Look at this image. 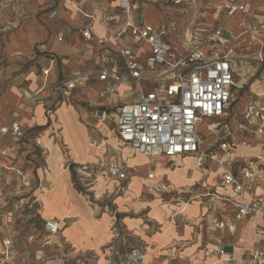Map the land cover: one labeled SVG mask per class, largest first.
Wrapping results in <instances>:
<instances>
[{"label":"crops","instance_id":"1","mask_svg":"<svg viewBox=\"0 0 264 264\" xmlns=\"http://www.w3.org/2000/svg\"><path fill=\"white\" fill-rule=\"evenodd\" d=\"M227 1L233 4H244L245 10L231 18L225 16L224 20H222V14H227V10L224 9L223 4L209 10L216 13L211 25L217 27L221 22H226L224 26L226 36L239 34L240 23L243 20L264 25V0ZM0 3H4L0 5V61L4 60L6 55L14 58L15 62L8 67L10 70L20 68L16 62L23 55H29L33 59L23 70L20 79L10 84L7 91L0 97V129L17 119L26 131V137L22 141H17L13 137L4 139L3 146L10 149L11 155L9 158L0 156V244L4 239H10L16 243L17 256L11 264H20L22 255H24L23 261H30L32 254L42 244L43 227L46 220H62L69 215L78 216L79 219L64 224L58 241L65 243L68 247L64 249H71L73 255L98 256L100 264H106L105 255L109 246H113V250L118 251L119 255L121 251L125 252L130 246L144 249L145 255L141 264H244L252 252L259 247L260 238L256 228L260 224V219L256 222L246 219L237 220L230 205L210 207L205 195L215 187L221 173V168L215 162H209L206 167L199 168L194 165L192 156L178 157L173 160L182 159L184 161L182 166L168 168L159 162L165 158L152 159L132 154L118 137H116V143L121 144L120 151L113 149L115 143L113 144L112 139L110 141L100 140L99 133L88 135L87 131H84L82 136L76 135L74 129L79 121L75 116V110L67 106L66 102L70 103V101L65 100V104L60 106L63 98L49 89L60 78H70L88 71L92 72L89 88L84 93H75L72 100L88 101L91 97H97L99 101V93L105 88L104 83L98 80L99 71L115 66L121 73L126 72L125 60L122 57H118L114 64H102L100 62L101 47L95 41L88 42L81 36L84 26L91 22L85 19L81 12L96 20L92 26L95 39L112 36L118 27L115 19H118L120 14L117 3L111 0H69L68 3L61 0H42V2L41 0H0ZM133 3L136 6L133 11L135 24L145 22L155 27L164 23L171 27L174 25L170 40L173 41L172 38L175 35V38L180 40V28L176 26L177 23L172 14L168 18L169 21H163L164 18L158 19L162 17L159 8L151 5L152 9H149V5L142 4L145 7H141L139 2ZM155 4L169 5L167 9L170 12L174 8L179 9L171 3V0L165 3L155 0ZM13 8H20L23 16H20L19 12H13ZM53 10L58 11L55 19H51L49 14ZM205 23H209L208 19ZM59 38H62L63 42H58ZM108 45L112 49L110 54L113 57V40ZM135 51L140 60H144L148 54V47L136 45ZM42 70H49L48 76H45ZM255 83L258 84L257 81ZM131 85L134 91L130 90V85L125 84L120 92L123 103L127 105L136 100L134 94L136 88L134 83ZM24 91L32 94L42 91V97L46 98V103L41 106L28 107L23 96ZM253 98L259 104H264V97ZM28 108L36 109L33 111ZM53 108H55L54 113L51 111ZM22 112L20 117L14 116ZM46 114L53 121L54 117L57 119V127L63 129L64 136L69 142L72 141L75 145L74 140H78L81 145L80 148H75L74 152H80L78 155L83 160L97 161L102 155L109 153L107 161L110 158L118 159L128 166L129 178L124 181L113 179L107 168L106 173L113 186L120 187L127 184V194L120 198L121 203H118L123 212L134 210L139 203L137 201H140L144 206L143 217L131 218L124 213L121 218L118 213L114 212L111 217L107 212L100 214L102 208L99 214L94 215L92 208L88 206L89 202L79 194L69 195L61 205H52L47 196L50 193L49 190L46 189L45 193L35 191L34 170L31 171L30 166L18 158V151L22 147L26 148L35 139L43 143V136H39L36 127L32 126L41 124ZM66 123L68 129L72 130L70 137L65 134L64 124ZM46 124H48V119ZM100 124L102 130L107 133L109 131L104 128H109L110 124L113 125L109 119L104 122L100 121ZM25 125H31V127L27 128ZM93 139L99 142L94 140L92 143L94 146L89 147L91 142H88ZM239 141L251 143L250 147L240 149L242 156L253 157L263 154L260 143L254 141L249 135L239 133ZM87 145L91 156L84 158L88 153L85 151ZM117 152L123 155L120 157ZM60 168L64 169V165L62 164ZM235 168L236 171L240 169V167ZM258 168L259 172L264 173V167ZM85 169L79 167L78 171ZM190 172H192L191 176ZM151 173L155 174V180L148 179ZM86 174L84 176L91 177L87 172ZM63 175L65 177L60 179ZM69 176L67 171L63 170L59 173L57 182L55 179V184L61 188L59 185L64 183L67 184L64 187H68ZM171 176L182 177L179 180L176 178L172 180ZM26 180L31 182V187L25 186ZM162 180L173 191L187 192L195 197L185 210L186 219L190 223L183 222L181 218H173L172 209L165 204L169 196H154L149 193V187ZM256 184L259 185L257 192L264 194V185L259 179L256 180ZM18 188H23L26 192H17ZM216 221L223 223L224 227L216 226ZM10 224H13L14 233L18 230L14 236L6 235L7 229L5 228L10 227ZM21 231L25 234L22 243L19 242ZM65 250L55 253L57 256L64 257ZM221 250H224L227 255H232L234 261L228 262L226 256L220 255ZM73 260L70 259L71 262ZM29 263L39 264L35 261Z\"/></svg>","mask_w":264,"mask_h":264},{"label":"built area","instance_id":"2","mask_svg":"<svg viewBox=\"0 0 264 264\" xmlns=\"http://www.w3.org/2000/svg\"><path fill=\"white\" fill-rule=\"evenodd\" d=\"M111 1L117 3L120 12L119 18H114L118 27L112 36L95 39L92 26L96 20L81 12L85 19L91 20L82 29L81 36L101 47L100 62L114 64L118 57L125 60V73L115 66L99 71L98 80L105 86L99 93L101 102L98 104V115L101 121H112L114 135L132 154L168 160L192 156L194 165L199 168L215 162L221 168V173L217 184L205 197L210 207L230 205L237 220L256 222L260 219L256 228L260 238L259 247L244 264H264V194L257 192L259 185L256 184L259 179L264 185V173L259 172L258 168L264 167V104H259L253 98L237 113V108L244 101V98L239 99L238 91L243 90L250 80L257 79L258 82L250 86L253 97H264V25L243 20L239 34L226 36V22L217 27L201 24L189 31L181 45V40H170L173 26L166 23L159 27L145 22L135 24L133 11L136 6L133 0ZM171 3L190 16L197 9L199 1L171 0ZM207 4V10L223 4L228 18L245 10L244 4H233L227 0H208ZM12 10L23 16L20 8ZM57 16L58 11H51V19ZM111 40L114 45L113 57L108 45ZM58 42H63V39L59 38ZM136 45L148 47L144 60L138 57ZM42 72L45 76L49 74V70ZM91 80L92 72L86 71L70 78H60L49 89L64 100L71 101L75 93H84L89 88ZM132 83L136 88V100L127 105L123 103L120 92L125 84ZM23 96L28 107L46 103L42 91L34 94L24 91ZM238 116L244 122L235 127L233 123ZM205 124L209 125L214 136L213 145L207 144L200 134ZM237 132L258 141L263 154L242 156L240 149L250 147L251 143H241ZM7 137L17 141L25 139L26 131L17 119L0 129V156L5 158L11 155L10 149L3 146ZM31 145L37 147L41 143L35 139ZM235 167H240L239 171ZM106 168L113 179L124 181L129 178L128 166L118 159L110 158ZM155 178L153 173L148 175L149 180ZM25 186L31 187V182L26 180ZM148 190L154 196H169L165 204L172 209L173 218L190 223L185 210L195 199L194 196L173 191L163 180ZM78 219V216L69 215L62 220H46L42 244L32 254V260L39 264H100L98 256L73 255L71 249H64L68 247L65 243L58 241L64 224ZM215 225L224 227L223 223L217 221ZM107 248L106 264H141L145 255L144 249L130 246L117 260L118 251L113 250V246ZM62 250H65L64 257L57 256L55 252ZM219 253L226 256L228 262L234 261L233 256L227 255L224 250ZM16 256V243L4 239L0 244V264H11ZM70 259H74L73 262Z\"/></svg>","mask_w":264,"mask_h":264},{"label":"rangeland","instance_id":"3","mask_svg":"<svg viewBox=\"0 0 264 264\" xmlns=\"http://www.w3.org/2000/svg\"><path fill=\"white\" fill-rule=\"evenodd\" d=\"M136 1L140 3L141 7L144 6V5L142 6V4H146L150 6L149 9H152L151 5L159 8L160 12L162 13V17L158 18L160 20L161 18H164L163 21H169L168 18L172 14V16L175 18L174 21L177 23L176 26L180 28L181 45H183V42L185 38L188 36L189 31L191 32V30L196 29L197 27L201 26V24L209 25L214 20V15L216 14L214 12H210L209 10L207 11L206 6L208 5L207 4L208 0H198L199 1L198 7L197 9L193 10L194 11L192 14L193 16L190 15L191 17L184 14L182 10L179 11V9H175L174 7L172 12H170L167 9L169 5L155 4V0H134L133 2ZM161 1L165 3V1L167 0H161ZM50 13L51 11L49 12V14ZM225 16L226 14L223 13L222 20H224ZM206 17L209 23H205V21H207V19H205ZM172 26L174 27V25ZM175 37L176 35L172 38L173 42H180V40H178ZM4 57H5L4 60L0 61V97L7 91L8 86L10 84H14L18 81V79H20L23 70L33 61L31 56L23 55V57L18 58L16 62V64L20 65V68H12L8 70L9 69L8 67L11 66L10 64H13L15 61H13L14 58H11L10 55L9 56L6 55ZM256 80L257 79L250 80L248 85H246L243 90L238 91L239 99L242 100L243 98H245V100L243 99L244 101L242 105L237 108V113H240L243 107L253 99V95L250 92V86ZM130 86H131L130 90L134 91L132 85ZM19 92L21 93V91ZM88 101L72 100L70 101V103L66 102L68 104L67 105L68 107H72L75 110L76 112L75 116L78 118L79 121V123L77 122L78 126H75L76 128L74 129L75 134L82 136L84 131L85 132L87 131L88 135H95L96 133H99L100 140L110 141L112 139L113 144L115 143V146L113 145V149H118V148L120 149L121 144L116 143V136L113 133V125L110 124L109 128L107 127L104 128L106 131L110 130L108 133L102 130L100 124L101 119L100 116L98 115V112L100 111V107L98 106V104L101 101H97V97L96 98L91 97ZM63 104H65L64 99H62L60 106H62ZM28 109L34 111L36 108H31V109L28 108ZM54 109L55 108L51 110L52 113H54ZM22 114L23 112L19 114H14V116L17 115L20 117ZM47 119H48V124H46ZM56 122L57 119H55V117L53 121V119L49 118L48 114H46L41 124L32 126V127H36V131L39 133V136L41 137L43 136L44 141L43 143H41L42 146L36 147L29 143L26 148L22 147L18 151V158H21L23 161H25L30 166L31 171L34 170L33 182L36 187L35 191L36 192L38 191L40 193H45L46 189L49 190L50 193H48L47 196L52 205L53 204L61 205L67 200L69 195L79 194L80 196L86 198L87 202H89L88 206L92 208V212L95 213L94 215L99 214L101 211L100 208H102L103 210L101 211L100 214L107 212L108 215L110 214L111 217H113V212H114V213H118L121 217L125 212H123V209L119 207L118 203H121L120 200L122 199L120 198L125 197V195L127 194V184L125 183L120 187L116 185L113 186L112 181L108 178V175L106 173V162L110 156L109 153H107L106 155H102V157L98 158L97 161L83 160L78 155L80 152L79 153L76 151L74 152V149L80 148L81 144L78 143V140H74L75 145L72 144L73 143L72 141L69 142L64 136L63 129L57 127ZM243 122H244L243 119L238 116L236 122H234L233 124L236 127L238 126V124H243ZM64 125L66 128L65 134H67V136L70 137L72 134V130L68 129L67 123ZM26 127L27 128L31 127V125H27ZM200 134L207 144L208 143H210V145L214 144V136H212L208 124H205L201 127ZM94 140L95 142L96 141L99 142V140L93 139V140H89L88 143L91 142L92 144L94 143ZM57 147L58 150H56ZM85 148H86L85 151H87L88 153L85 154L84 158H89V156H91V153L90 150L88 149L89 148L88 145ZM53 149L55 151H53ZM215 149L218 151L217 144H215ZM117 153L120 157L123 155L122 153L119 152ZM62 160L64 162H62ZM159 162L164 167H168V168L181 167L182 163H184L182 159H176V160L163 159V160H159ZM62 164L64 165V169L60 168ZM79 167H83L84 169L86 168L87 169L86 172L90 174L91 177L88 178L82 175L84 171L79 170L80 171L79 172L78 171ZM63 170H66L67 173L70 175L69 186L64 187L67 184L63 183L62 185H59L61 186L60 188L55 184V179L57 182L58 180L57 177L59 173L63 172ZM191 174L192 172H190V176ZM137 175H139L138 172ZM63 177L65 176L64 175L61 176L60 179H62ZM181 177L182 176H176V177L171 176V179L173 180V178H176L177 180H179ZM18 190L19 191L17 192L20 193L26 192L24 191L25 189L23 188H18ZM137 202L139 203H137V207L134 208V210L131 211L128 210L125 213L131 218H140L143 217L144 215L142 210L144 209L143 208L144 206L141 205L140 201ZM3 222L5 223V221ZM12 225L13 224H10L9 225L10 227L5 228V230L7 229L6 235L14 236L15 234H17L18 230H16L14 233ZM20 235L21 236L19 237V242L22 243L21 241L22 239H25V234L21 231ZM123 252L124 251H121V254L119 255V257H117V260L120 259V256L122 255ZM22 259H24V255L21 256L20 264H30L29 262L33 261L32 256L30 258V261L29 260L23 261Z\"/></svg>","mask_w":264,"mask_h":264},{"label":"bare ground","instance_id":"4","mask_svg":"<svg viewBox=\"0 0 264 264\" xmlns=\"http://www.w3.org/2000/svg\"><path fill=\"white\" fill-rule=\"evenodd\" d=\"M108 128V127H107ZM110 131V130H109ZM94 145L93 144H90V146L89 147H93ZM119 149V148H118ZM119 151H120V149H119ZM122 151V150H121ZM128 155V154H127ZM135 159V158H134ZM84 171V173H83V175H87L86 174V171L85 170H83ZM89 176V175H88ZM246 237V236H245Z\"/></svg>","mask_w":264,"mask_h":264}]
</instances>
